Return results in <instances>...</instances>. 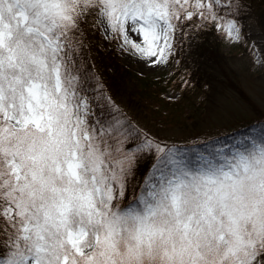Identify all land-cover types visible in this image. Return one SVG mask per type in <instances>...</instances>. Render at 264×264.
<instances>
[{
    "label": "snow or ice",
    "instance_id": "snow-or-ice-1",
    "mask_svg": "<svg viewBox=\"0 0 264 264\" xmlns=\"http://www.w3.org/2000/svg\"><path fill=\"white\" fill-rule=\"evenodd\" d=\"M254 2L0 0V264H264V123L185 151L85 56L90 30L150 68L207 30L241 44Z\"/></svg>",
    "mask_w": 264,
    "mask_h": 264
},
{
    "label": "rangeland",
    "instance_id": "rangeland-1",
    "mask_svg": "<svg viewBox=\"0 0 264 264\" xmlns=\"http://www.w3.org/2000/svg\"><path fill=\"white\" fill-rule=\"evenodd\" d=\"M94 33L98 37L94 41H98L105 50L112 49L118 61L133 77L140 79L141 84L156 80L151 87L156 89V95L144 101H139L137 94L130 97L131 85L137 90L134 81H122L127 94L123 101H128L130 109L127 113L135 124L166 138L168 143L204 141L238 129L257 118L264 119V69L255 63L264 57L252 35L248 34L247 41L241 44L223 40L222 52L238 76L236 81L229 83V89L221 85L211 88L207 83L197 84L177 57L166 66L145 67L106 42L102 32ZM164 103L168 104L167 107Z\"/></svg>",
    "mask_w": 264,
    "mask_h": 264
},
{
    "label": "trees",
    "instance_id": "trees-1",
    "mask_svg": "<svg viewBox=\"0 0 264 264\" xmlns=\"http://www.w3.org/2000/svg\"><path fill=\"white\" fill-rule=\"evenodd\" d=\"M251 11L252 15L255 17V21L248 22L247 33L252 35L254 43L264 57V31H261V28L256 23L257 21L264 20V4L260 3V0H255ZM96 37L97 34L94 33V31L90 30L87 34L85 56L87 57L88 64L91 71L99 77L105 90L131 119L127 113V110L130 109V105L128 104V101H123L127 97V94L124 92L125 88L122 81L129 80V83L134 81L133 85L137 86V90L135 91L134 87L130 84L132 90L129 95L130 97H133L134 94H137L139 101L142 99L144 101L145 98L156 95V89H151L156 80L154 82H144L141 84L140 79L138 80L137 77H133L128 69L124 68L118 61L117 55L112 49L105 50L100 44H98V41H94ZM223 40V36L217 33L214 29H211L196 35L194 39L185 41L178 46L180 51L176 57L182 66L186 68L189 75L193 77L194 80H197V84L207 83L211 88L215 85H221L227 86L231 89L230 86H228L229 83L237 80L238 76L235 72L234 66L224 52H222ZM164 105L167 107L168 104L164 103ZM261 123H264V119L257 118L238 129L210 137L215 138L214 140L207 138L204 141L174 143L185 151L193 146L197 150H204L208 144H213L218 147L219 143L231 144L234 136L238 138L239 134L248 126H251L249 131H258ZM216 141H219V143H216Z\"/></svg>",
    "mask_w": 264,
    "mask_h": 264
}]
</instances>
